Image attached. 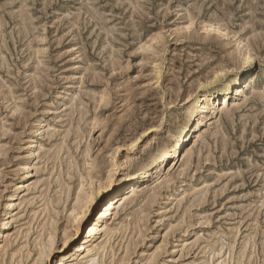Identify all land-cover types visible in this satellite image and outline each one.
<instances>
[{
  "label": "rangeland",
  "instance_id": "1",
  "mask_svg": "<svg viewBox=\"0 0 264 264\" xmlns=\"http://www.w3.org/2000/svg\"><path fill=\"white\" fill-rule=\"evenodd\" d=\"M237 76L93 264H264V0H0V264H91L72 209L92 217L172 149L193 92Z\"/></svg>",
  "mask_w": 264,
  "mask_h": 264
},
{
  "label": "bare ground",
  "instance_id": "2",
  "mask_svg": "<svg viewBox=\"0 0 264 264\" xmlns=\"http://www.w3.org/2000/svg\"><path fill=\"white\" fill-rule=\"evenodd\" d=\"M242 79V76H237L230 79L228 81V89H226V91L218 93H206L207 95L204 99L199 96L198 91L193 92L192 98L196 99L194 101L195 111L186 117L181 128L173 136L172 142H174V144L172 149H164L158 151L159 153H157V155L152 158L151 162L144 166L141 174H137L134 176L123 175L118 180H114L105 190H103V192L99 196V199L95 201L91 211L96 209L100 204L101 209L94 213L92 217H89V214L76 216L74 215L76 208L72 209L70 215L74 216L75 220L79 222L78 230H80L82 226L87 225L84 228L83 234L81 236V239H84L85 242H82V245L80 244L81 246H79L78 251H81L82 253L85 252L86 255L90 257L89 261L91 264L95 263L96 257L97 255H99L97 251V254L90 255V247H93L92 240L96 235L100 236L102 233H105L104 228L106 226V220L114 214L117 204L122 203L124 200H126L135 192V190L139 186L154 184L159 188L164 183V170L168 166V163H176L178 161L181 153L185 150L186 142L192 140L194 133L201 130L199 129V126L202 125L206 120H208L210 113L214 111L215 105L219 103V100H221V105L229 103L230 99L235 94V91H231L230 89L233 88L234 90H236L237 85L241 81H243ZM190 134L192 135L190 136ZM179 150L180 152L178 153ZM79 187L80 188L78 194H81L83 193V185L79 183ZM75 199L76 203H78L80 199L79 195H77ZM173 227L175 226L171 224L170 229ZM78 234L79 233H77V235ZM48 239V244H51V236ZM55 264H58V261H56Z\"/></svg>",
  "mask_w": 264,
  "mask_h": 264
}]
</instances>
